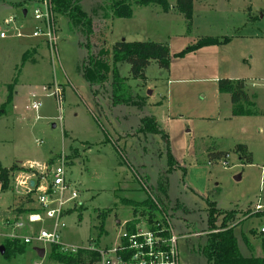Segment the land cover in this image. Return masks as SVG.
<instances>
[{"label":"rangeland","instance_id":"1","mask_svg":"<svg viewBox=\"0 0 264 264\" xmlns=\"http://www.w3.org/2000/svg\"><path fill=\"white\" fill-rule=\"evenodd\" d=\"M78 1L89 32L72 30L67 17L55 16L57 51L51 53L43 38L32 37L41 25L32 16L42 9L39 0H0V33L7 35L0 38V109L14 85L12 104L0 117V164L37 171L18 172L10 190H0V264H61L50 257V244L25 247L23 238L54 224L37 191L30 202L28 182L50 187L63 163V209L77 208L61 219L66 247H109L135 217L126 201L139 210L150 202L158 206L152 217L170 223L179 237L180 263L208 264L201 248L214 204L240 212L232 230L241 256L263 258L264 216H256L255 207L260 200L264 209V0H194L190 26L175 0H168V13L134 0ZM117 1L131 4L130 18L113 17ZM202 37L231 42L176 56ZM122 41L167 45L169 69L152 62L145 79H134L128 63L114 62L113 47ZM102 51L107 69L90 83L84 62ZM220 79L245 80L257 113L233 117L229 94L218 90ZM238 144L252 154V164L233 152ZM214 151L229 155L211 161ZM20 205L39 211L42 220L30 224L29 214L15 221L10 213ZM16 239L24 251L8 255L5 245Z\"/></svg>","mask_w":264,"mask_h":264},{"label":"trees","instance_id":"2","mask_svg":"<svg viewBox=\"0 0 264 264\" xmlns=\"http://www.w3.org/2000/svg\"><path fill=\"white\" fill-rule=\"evenodd\" d=\"M129 1V0H128ZM131 1V0H130ZM54 15L58 18L60 16L67 17L69 20L70 28L77 30L81 27L83 32H89L87 28L91 27L90 19L87 13L82 9L78 0H49ZM134 5L138 7L157 6L164 13H168L171 10V5L168 0H134ZM175 9L183 15L185 20L190 26L194 13V0H175ZM113 17L115 18H130L133 14L130 3H124L123 1H117L112 5ZM231 42L229 38L218 39L212 37H202L196 43L189 46L186 50L176 54L177 57H184L189 53H194L203 47L221 46ZM104 51L99 53L97 57H90L84 62L83 75L85 80L90 83H94L97 79L103 76L107 69V62L105 58H102ZM113 57L115 64L128 63L130 65V74L134 79H145V73L147 68L152 62H155L161 69H169L170 51L167 45L155 42H118L113 47ZM13 87L10 85L7 101L2 105L0 109V117L4 116L7 109L11 106L13 100ZM218 90L221 94H229L232 104V116H248L255 114L252 107V101L247 91V84L245 80H230L220 79L218 81ZM257 113V112H256ZM233 152L239 156V159L244 164H252V154L248 151L247 147L243 144H238L234 147ZM229 155L226 151H214L211 152L210 160H218L225 158ZM170 159L172 155L170 153ZM18 172L34 173L37 171L24 169L19 164L7 168L0 164V190L6 192L10 190L11 178ZM38 182V181H37ZM36 189H33L32 196L35 195ZM152 202V201H151ZM126 204L131 205L135 217L133 222L129 224L128 230L130 232L135 231L134 225L146 222L153 229L159 230L164 236H168L169 232L166 225H160V221L155 220L152 215L158 210V206L152 203H147L142 206L143 209L139 210L138 207L132 201H126ZM157 207V208H156ZM77 208L68 209L63 212V217L71 215ZM39 211L26 208V205H20L15 207L11 211V215L15 221L25 217L29 214H37ZM155 214V213H154ZM248 214V213H247ZM245 214V216L247 215ZM149 216L144 217L137 216ZM240 212L237 210L225 211L219 210L214 204L209 205V219H208V235L207 241L204 247L201 248V253L208 264H264V257L261 259L244 258L239 252L237 245V239L233 234V224L238 222L237 219ZM256 216L263 217L264 213L256 212ZM103 216V215H100ZM5 220L9 224V218L4 216ZM144 219V220H142ZM218 220L220 222L217 224ZM163 224V223H161ZM103 229V227H102ZM26 230V229H25ZM256 234L255 231L252 232ZM260 235H263L259 232ZM25 247L27 246L24 242ZM19 239L9 241L8 245H5V249L9 254L16 255V253H22L24 251V245ZM92 248V249H91ZM99 246L97 244L91 245L90 249H78L76 252H64L58 245H51L50 257L52 260L61 264H95L99 259V252L97 251ZM264 249V241H263ZM7 255V253H5ZM7 255V256H8Z\"/></svg>","mask_w":264,"mask_h":264},{"label":"built area","instance_id":"3","mask_svg":"<svg viewBox=\"0 0 264 264\" xmlns=\"http://www.w3.org/2000/svg\"><path fill=\"white\" fill-rule=\"evenodd\" d=\"M39 3L42 5V9H35L32 16L41 25L34 30L32 37L43 38V41L50 48L51 53H54L57 51L55 15L49 0H39ZM12 23H14V20L10 19L8 24ZM17 35L19 37L20 33H17ZM6 37L7 35L4 32L0 33L1 39H5ZM39 106V103H34L32 108L37 110ZM224 163L226 164V162ZM59 165L53 171L50 187L46 188L43 185H39L34 180H30L27 185L29 190L33 191V189H36L38 192L37 200L45 216L50 220H54L52 230H41L37 234L32 232L30 236L23 238V242L26 245H30L33 242L58 245L62 251L74 253L78 248L66 247L60 243V230L65 228V224L61 222V219L65 211L63 209L65 203L63 193L66 186L64 163ZM32 182L34 183L33 187L31 186ZM57 192H59V197L54 198ZM77 196L78 194L74 192L70 199H76ZM52 205H56V207L50 208ZM255 210L256 212L264 211L260 200ZM28 220L30 224H35L42 219L38 214H32ZM132 222L133 219L127 221L124 228H119L117 239L109 247L97 249L100 259L95 264H181L178 254L179 237L173 232L170 223L166 225L169 235L164 236L159 230L153 229L144 221L134 225L135 231L130 232L128 226ZM160 225L163 224H158V226ZM16 227L23 228L24 225L20 224ZM259 232L264 235V227ZM201 235L195 234L196 237ZM87 249H90V247Z\"/></svg>","mask_w":264,"mask_h":264},{"label":"water","instance_id":"4","mask_svg":"<svg viewBox=\"0 0 264 264\" xmlns=\"http://www.w3.org/2000/svg\"><path fill=\"white\" fill-rule=\"evenodd\" d=\"M24 15H26V11H24ZM53 127H55V125H53ZM34 183L32 182L31 186L33 187ZM40 253L43 255L44 251H40Z\"/></svg>","mask_w":264,"mask_h":264},{"label":"crops","instance_id":"5","mask_svg":"<svg viewBox=\"0 0 264 264\" xmlns=\"http://www.w3.org/2000/svg\"><path fill=\"white\" fill-rule=\"evenodd\" d=\"M231 79H233V78H231ZM218 81H219V80H218ZM229 97H230V96H229ZM250 98H251V97H250ZM26 230H27V229H26ZM38 250H39V252H40V251H44V250H42V249H38Z\"/></svg>","mask_w":264,"mask_h":264}]
</instances>
